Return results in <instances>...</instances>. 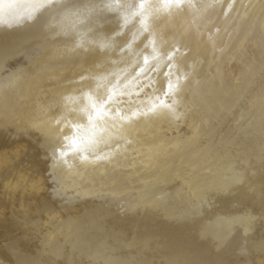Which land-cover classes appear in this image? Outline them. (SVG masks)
<instances>
[{
  "label": "bare ground",
  "instance_id": "1",
  "mask_svg": "<svg viewBox=\"0 0 264 264\" xmlns=\"http://www.w3.org/2000/svg\"><path fill=\"white\" fill-rule=\"evenodd\" d=\"M37 3L0 0V264H264V0H145L106 53Z\"/></svg>",
  "mask_w": 264,
  "mask_h": 264
},
{
  "label": "clouds",
  "instance_id": "2",
  "mask_svg": "<svg viewBox=\"0 0 264 264\" xmlns=\"http://www.w3.org/2000/svg\"><path fill=\"white\" fill-rule=\"evenodd\" d=\"M143 5V7H141ZM158 4L148 5L145 0H41V3L33 7L42 11H50L47 29L50 31L52 39H63L70 42V51L95 49L100 53L110 52L116 49L114 41L124 34L127 26H132L133 30L140 35H145L147 29L144 21V10L148 7H159ZM27 23L25 19L23 21ZM0 27H7L0 24ZM129 45L120 47V51H125ZM143 51L148 53L144 57L149 59L152 55L151 44H145ZM115 88V85H113ZM110 88L109 91H113ZM118 91V89H116ZM84 97L90 95L86 90ZM68 153L79 154L81 161L87 159L88 139L80 140L76 145L69 141Z\"/></svg>",
  "mask_w": 264,
  "mask_h": 264
},
{
  "label": "rangeland",
  "instance_id": "3",
  "mask_svg": "<svg viewBox=\"0 0 264 264\" xmlns=\"http://www.w3.org/2000/svg\"><path fill=\"white\" fill-rule=\"evenodd\" d=\"M6 139H7V138H6ZM7 142L9 143V140H8ZM8 143H6V144H8ZM33 162H34V161H33ZM29 163H30V162H28V163H24V164L22 165V168H23V169L26 168V167L29 165ZM18 177H19V176H18ZM11 181H12V180H11ZM18 181L20 182V179L17 178V182H18ZM25 181H27V180L24 179V180L22 181V183L25 182ZM27 182H29V181H27ZM41 186H42V184L32 187V188H34V189H32V191L36 193V199H35V202H33L34 205H33V204H32V206L27 205V207H29V209H28V211H27V216H28L29 218H28L27 220H25V222L23 223V226L29 228L30 231L33 232V233H34L35 231H37L36 233H38V231H39L38 229H40L39 226H40V225L42 224V222H43V221L39 218V215H38L39 212H38L37 210H35V209H36V207H35L36 205H35V204L37 203L36 201H38V200H37L38 196H41V197H42V195H41V194L39 193V191H38V190L43 189ZM35 189H36V190H35ZM41 192L44 194V191L41 190ZM52 196H54V194L51 195V197H50L51 200H50V201H53V200H52ZM52 203H53V204H52ZM58 203H59V205H58ZM50 204L53 205V207L56 206V207L53 208V211H55L56 209H60V207H61L60 202H59V200H57V199H56L55 201L51 202ZM59 206H60V207H59ZM31 210H32V211H31ZM31 214H35V216L33 217ZM54 223H56V222H54ZM58 223H59V222H57V224H58ZM28 224H29V225H28ZM39 224H40V225H39ZM54 225H55V224H54ZM5 226H6V225H2V227H4V228H3L4 231H6V230H5V229H6ZM34 227H35V228H34ZM1 229H2V228H1V226H0V230H1ZM15 234H16V233H15ZM26 234H28V231L26 232ZM32 238L34 239V237L31 236V237H29V239H27V240H30V239L33 240ZM5 240H6V237H1V238H0V247L3 245L2 243H4ZM251 245H252V244L249 245V246H250V249H251ZM252 251H253V250L251 249V255H252ZM258 255H260V254L258 253V254L255 255V253H253V256H254V257H257ZM261 255H262V254H261ZM249 256H250V255H249ZM253 256H252V257H253ZM254 259H255V258H254ZM254 259H253V261H254ZM259 262H260V261H259ZM259 262L257 261L256 263L261 264V263H259Z\"/></svg>",
  "mask_w": 264,
  "mask_h": 264
},
{
  "label": "snow or ice",
  "instance_id": "4",
  "mask_svg": "<svg viewBox=\"0 0 264 264\" xmlns=\"http://www.w3.org/2000/svg\"><path fill=\"white\" fill-rule=\"evenodd\" d=\"M141 7H143V5H141ZM147 63H148V59L145 58V64H147ZM170 87H171V85H170ZM114 94H115V92L113 91L112 95H114ZM85 99L88 102V104H87L88 107H90L94 111L95 116L98 117V116H101L103 114V112H104V105L103 104H98L96 102V100L91 95L86 96ZM82 138L83 139H89L88 136L81 134V135H78V136L74 137L72 139V143L74 145H76V144H78L80 142V140Z\"/></svg>",
  "mask_w": 264,
  "mask_h": 264
}]
</instances>
